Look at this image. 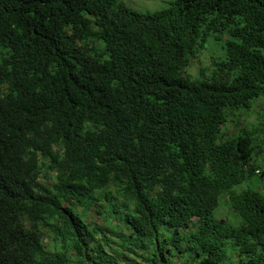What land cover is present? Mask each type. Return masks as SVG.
Wrapping results in <instances>:
<instances>
[{
  "label": "trees",
  "instance_id": "obj_1",
  "mask_svg": "<svg viewBox=\"0 0 264 264\" xmlns=\"http://www.w3.org/2000/svg\"><path fill=\"white\" fill-rule=\"evenodd\" d=\"M261 100L264 0H0V264H264Z\"/></svg>",
  "mask_w": 264,
  "mask_h": 264
},
{
  "label": "rangeland",
  "instance_id": "obj_2",
  "mask_svg": "<svg viewBox=\"0 0 264 264\" xmlns=\"http://www.w3.org/2000/svg\"><path fill=\"white\" fill-rule=\"evenodd\" d=\"M173 1L174 0H121V2H123L127 7L138 12L161 11L168 8L170 3ZM216 56H218L216 45L209 44L208 48L199 53L197 58L191 61L190 66L187 69L188 74L192 77H198L202 70L207 73L212 68L213 59ZM241 115L244 120L243 122L248 128L252 129L256 127L264 132V100L259 101V103L253 109V111L249 113V115ZM234 126L235 124L230 121L225 125L224 128L227 130L228 134H235L236 132ZM262 160L263 162H261V164L264 166V155L262 157ZM258 180L262 181L261 178L254 177L252 179V183H256L258 182ZM249 184V182L244 183L241 188H247ZM250 186L252 188H255V186L253 187V185ZM92 214L93 215L90 216L91 221L96 222L97 224H101L103 221L102 217L96 215L95 212H93ZM217 215L220 218H229L231 216V211L224 203H221Z\"/></svg>",
  "mask_w": 264,
  "mask_h": 264
}]
</instances>
